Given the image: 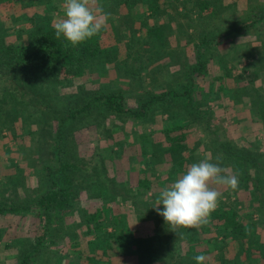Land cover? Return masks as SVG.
<instances>
[{"label":"trees","instance_id":"1","mask_svg":"<svg viewBox=\"0 0 264 264\" xmlns=\"http://www.w3.org/2000/svg\"><path fill=\"white\" fill-rule=\"evenodd\" d=\"M192 1L197 20L193 17L183 21L173 20L177 22L176 28H180V37L186 35L197 38L192 45L190 42V48L194 49L196 55L193 69L188 73H179L176 82L169 87L140 94L136 107L127 105L125 87H102L92 91L81 86L79 95L69 94L68 106L65 108L52 101L49 88L63 87L72 77L83 74L87 67L95 64L102 73L111 72L113 68L124 69L129 82H140L145 78L143 70L160 61L158 46L167 44L172 33L167 35L159 25H150L147 20H143L141 24L147 28L136 38L133 26L126 27L127 30L118 29L120 25L117 21L125 19L132 24V10L143 8L144 5L153 14L166 10L171 14L176 12L183 15L178 8L181 0H95L91 6L97 10V15H114V19L107 23L115 22L114 30L119 38L123 33L129 37L123 48L128 56L121 59L119 47L105 46L98 35L77 46H72L63 36L57 39L52 22L37 20L40 12L29 18L31 25L27 29L16 30L17 37L27 30L24 43H16V39L10 38L11 27L5 28L0 22V126L4 127L3 122L8 120L9 111L12 113L9 118H21L25 126L26 118L21 113L24 106L28 108L29 105L35 107L37 113L38 109L43 111L37 116L33 114L37 122H41L45 115L58 121L50 135L38 138L40 148L36 152L41 155L42 166L36 187L30 185L29 174L21 165H17L15 174L7 173L5 181L11 183L13 192L23 189L25 198L17 196L18 192L16 198L8 196L10 190H1L5 182H0V214L34 209L40 218L42 233L35 237L30 246L22 245V257L18 264H42L46 249L53 245L59 246L57 239L66 240L74 231L70 219L76 212L82 216L76 222L77 227L84 233L86 231L82 238L85 241L81 243L82 248H85L81 251V264H196L193 259L196 255H204L205 264H253V258L264 259V241L256 233L259 225H264V151H258L261 146L256 142L237 146L232 139L222 138L213 123L214 112L202 108L195 94L198 86L195 75L208 69L207 57L201 52L202 44L211 40H227L238 32L255 36L261 43V49L257 62L250 65L251 74L246 85L241 86L240 90L242 98H249L251 102V120L261 124L264 129V72L260 68L261 64L264 65V4H256L255 8L250 6L246 20L225 31L228 28L223 30L213 27V21L221 19L228 11L237 10L240 7L238 0H185L182 3L187 9ZM40 2L44 5L45 13L60 10L61 1L56 0H0V17L2 11L7 12L8 7L25 5V8H33ZM258 7L261 12L254 16L252 10ZM194 21L201 27H196L197 33L191 34L189 24ZM169 22L166 26H169ZM137 44L146 54L136 51V55L131 56ZM151 52L157 56H148ZM177 52L181 53V50ZM179 60L181 55L163 65L167 67L176 62L181 65V69L190 66L178 63ZM110 64L111 67L107 68ZM224 69L226 75H233L231 66ZM233 78L237 80L236 76ZM256 80L259 85L255 84ZM157 107L167 111L174 125L162 130L165 139L161 145L148 138H145L144 145L150 151L153 163L166 162L169 169L161 174L143 172L131 184H123L114 175L108 178L113 183L110 186L101 177L109 167L106 164L104 168L99 164L90 165L86 156L79 152L77 131L95 123L96 117L108 114L112 119L148 121L154 119ZM195 125L201 127L207 136L206 146L201 151L205 154L201 159L216 162L217 155L222 157L221 167L225 173L239 177V187L229 194L232 196L238 190L248 194L252 213L243 218L235 202L219 201L207 224L199 228L181 226L174 231L156 211V207L162 210L163 205L155 204L163 188L174 182L192 163L200 161L201 156L190 149L185 132ZM22 130L34 133L26 128ZM47 139L53 141L54 164L48 161L46 148L50 144ZM79 170L82 173L80 180L72 176ZM104 196L109 199L108 202L104 201ZM86 197L95 203L89 204L88 208H79L77 204ZM116 198L120 201L114 205L112 201ZM122 201L128 202L133 209L118 211ZM254 213L260 215L258 220L253 219ZM130 215L136 220L134 223L137 226L130 223Z\"/></svg>","mask_w":264,"mask_h":264},{"label":"rangeland","instance_id":"2","mask_svg":"<svg viewBox=\"0 0 264 264\" xmlns=\"http://www.w3.org/2000/svg\"><path fill=\"white\" fill-rule=\"evenodd\" d=\"M60 2V10L57 9L56 12L45 13L44 5L38 3L33 8H25L22 5H14L10 8L8 7L7 12L2 11V16L0 17V22L4 24L5 28H10V38L16 39V43H24L26 40L25 33L23 32L20 37L16 30L22 28H28L31 25L30 17L36 12H40L37 18L38 21L44 20L45 22H52L55 24L60 19L64 18L65 12V0H56ZM179 3V11L184 13L181 14H171L170 11L160 10L157 14H153L147 10V6L143 8H137L132 10L130 15V20L126 21L122 19L117 21L120 28H125L133 26L135 29L136 38L141 35L145 27L142 25V21L148 22V24L159 25L162 27L163 32L170 35L167 44L159 45L160 56L159 62H155L154 65L143 70L145 78L140 82H129L125 78L124 69H111V72L102 73L98 65H91L87 67L83 74L72 77L70 81H67L63 87H51L49 88L51 93L52 101L59 107H67L69 94L76 93L79 95V90L81 86L85 89L96 91L99 88L109 87L112 89H118L125 87L127 105L136 107L139 104L138 96L144 94L149 90L160 91L165 87H169L174 84L177 80V75L188 73L193 69L195 64L196 55L193 48H190L193 42H196L194 36L187 37L182 35L180 37L179 30L176 28V20H187L193 17L197 20L198 16L194 14V2L187 5V9L184 4ZM239 8L237 10H231L222 15L221 19L213 21V27L223 28V30L228 31L229 28L239 26L240 22L246 20L250 6L255 8L256 4L263 5L264 0H238ZM24 7V8H23ZM54 11V10H53ZM255 13L254 16L260 14V7L252 10ZM189 14L188 16H186ZM114 15H108L106 24L102 28L98 36L102 39L105 46L116 45L119 47V58H125L128 56V52L125 51L124 44L126 40H129L127 34L119 38L117 36L114 27L115 22L108 24L107 21L114 19ZM134 20V21H133ZM169 20L173 21L172 23ZM169 22V26L166 24ZM201 26L198 25L196 21L189 24V32L191 34H196ZM116 28V27H115ZM127 30V29H126ZM122 31H125L122 29ZM104 38V40H103ZM190 39L192 41H190ZM191 42V45H190ZM141 45L137 44L133 48L131 56L136 55V51H141ZM261 49V43L255 36L251 34H245L244 32H238L232 35L227 40H211L202 44V55L207 57L208 69L197 73L195 77L197 78V89L196 96L199 99L198 102L202 108H209L210 112H214L213 123L217 127L219 135L228 139H232L237 146H242L244 143L249 145V142L259 143L261 146L258 151H264V129L261 124L251 120L250 106L251 102L249 98H242L241 86L246 85V80L251 74L250 65L255 64L258 59V51ZM177 50H181L178 53ZM143 54L145 52L141 51ZM157 56L155 52L148 53V56ZM181 55V60L178 63H187L186 69H181L180 64L173 63L165 67L164 62L171 63L176 56ZM260 57V56H259ZM259 64V63H258ZM227 66H231V77L226 75ZM111 67L107 65V68ZM260 68L264 72V65H260ZM252 70V69H251ZM229 71V72H230ZM236 76L237 80L233 77ZM222 79V80H221ZM259 85L256 80L255 84ZM4 84H7L4 83ZM48 88V87H47ZM43 90V88H41ZM46 90V89H44ZM25 109L22 111L26 118L25 126L22 125V119H11L12 113L7 112V121L4 127L0 126V182H5L1 186V190L8 191V196L16 198H25L26 193L23 189L17 191H11L9 182H6L5 176L10 173L15 174L18 170L17 165L24 166L25 170L28 172L30 185L36 187L37 176L42 164L41 155H39L38 149L40 148V141L38 138L46 136V134L51 133L57 125L58 121L49 119L48 115L42 118L41 122L36 121L37 114L41 111L38 109V113L34 111L35 107L24 106ZM167 112V111H166ZM164 112V108L157 107L154 119L139 122L135 120H121L112 119L111 115L104 117H96L95 123L90 124L88 127H83L77 131V140L79 142V152H82L86 156L89 164L102 166L106 164L109 168L104 174H101L102 179H106L108 184L112 186L113 183L108 181V178H113L116 175L119 180L124 184H131L134 179L141 176L143 172L152 171L155 173H165L169 169V165L163 161L160 163H153L150 158V151L147 146L144 145L145 138L152 140V142H158L160 145L165 139V135L162 130L166 127H173L174 122L170 121L168 114ZM33 114L36 116L32 117ZM30 121V122H29ZM23 126V127H22ZM11 128V129H10ZM26 128L34 133L24 132L22 129ZM16 132L15 134L12 132ZM179 132V131H177ZM187 142L190 149L195 152V154L201 156L199 160H202L205 152H201L203 146L205 147V142L207 141V136L204 130L195 125L192 128H188L187 131ZM50 135V134H49ZM255 138L257 141H255ZM45 139V138H44ZM49 141V147L46 148L48 152V161L54 164L52 157L55 155L53 152V146H51L53 141ZM150 142V141H149ZM45 144H47L45 142ZM157 144V145H159ZM149 151V152H148ZM204 153V154H203ZM160 157L162 155H159ZM163 158V157H162ZM159 159V158H158ZM104 168V167H103ZM157 175V174H156ZM72 176L80 180L82 173L77 171ZM107 184V183H106ZM118 184V182H117ZM215 190L222 193V199L220 202L228 203L235 202V206L243 214V218H247L252 213L250 207V196L244 191L238 190L232 196L229 194L231 189L225 185L212 184ZM6 193V194H7ZM87 198V197H86ZM84 198L77 204L79 208H88L89 204L93 205L95 202L93 199ZM104 201L108 202V198L104 196ZM231 199V200H230ZM91 201V202H90ZM98 201V200H95ZM119 199L116 198L112 203H119ZM99 204V202H96ZM120 205V204H119ZM126 208V209H122ZM127 209H133L128 202L122 201L121 208L118 211L125 212ZM37 210L31 209L30 211L15 212L0 214V264H18L22 253L20 252L22 245L30 246L37 235L42 233V228L39 224V215H37ZM253 219L258 220L260 215L254 213ZM81 213L77 212L71 215L72 229L74 231L70 233L66 240H60L59 246L53 245L46 249V256L44 257L42 264H81L82 260L80 258L81 251L85 250L82 248V239L85 233L81 228L77 227L81 218ZM130 223L135 224L133 216L130 215ZM128 218V219H129ZM75 222V224H74ZM133 226V227H134ZM76 227V228H75ZM75 240V242H74ZM96 245V244H94ZM86 246V245H85ZM59 250V251H58Z\"/></svg>","mask_w":264,"mask_h":264},{"label":"clouds","instance_id":"3","mask_svg":"<svg viewBox=\"0 0 264 264\" xmlns=\"http://www.w3.org/2000/svg\"><path fill=\"white\" fill-rule=\"evenodd\" d=\"M95 0H65V16L56 22L55 37L62 36L72 46H77L98 35L110 14L97 15L91 5ZM216 162L203 159L192 163L174 182L163 188L155 206L163 205L156 211L175 231L178 227L199 228L209 222L210 214L215 211L222 193L211 187L212 184L225 185L231 190L239 187L238 175L226 174L221 167L222 157ZM154 206V207H155ZM196 264H205L204 255L193 257Z\"/></svg>","mask_w":264,"mask_h":264},{"label":"crops","instance_id":"4","mask_svg":"<svg viewBox=\"0 0 264 264\" xmlns=\"http://www.w3.org/2000/svg\"><path fill=\"white\" fill-rule=\"evenodd\" d=\"M252 233H255V231H252ZM256 233L259 235V237L262 238V241H264V225H259L258 230H256ZM253 264H264V259L253 258Z\"/></svg>","mask_w":264,"mask_h":264}]
</instances>
